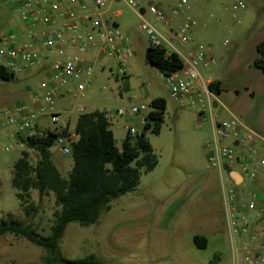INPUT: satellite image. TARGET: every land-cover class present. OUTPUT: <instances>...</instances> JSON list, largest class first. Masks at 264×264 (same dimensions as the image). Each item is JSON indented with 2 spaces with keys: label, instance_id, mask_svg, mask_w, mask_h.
I'll return each mask as SVG.
<instances>
[{
  "label": "rangeland",
  "instance_id": "obj_1",
  "mask_svg": "<svg viewBox=\"0 0 264 264\" xmlns=\"http://www.w3.org/2000/svg\"><path fill=\"white\" fill-rule=\"evenodd\" d=\"M23 1L0 0V48L3 47L4 39L14 41L16 45L29 44L32 48L36 35L41 37L42 44L45 40L42 34L45 27L42 24L32 25L24 21L21 9ZM154 1L159 6L160 3L163 4V9L170 14V10L182 0ZM186 1L189 2L190 9L183 10L180 18L185 17L187 20L189 17L193 18L191 13L195 9L205 10L202 21L198 22L194 18L197 24L192 30L199 44L212 48L214 64L208 68H200L205 80L220 81L223 89L230 92L234 89L243 90L245 82L255 83L257 79L251 77L252 75L245 78L242 74L235 78L230 74L237 68L248 69L247 50L255 34L264 32V0ZM239 2L244 3L245 9L238 7ZM106 11L108 13L103 15V18H114L120 26L119 30L135 42V54L128 64L131 75L130 93L121 91V83L111 76L109 67H115L108 58L104 62L93 61L88 65L92 68V76L82 78L87 82L83 94L76 91L66 93L69 87L76 85L75 83L61 89L64 98L58 99L53 106L54 111L61 115V121L53 124L48 115L50 106L34 102L36 95L42 96L45 93L41 85L46 81V73L31 68L17 75L14 81H0V102L3 100L0 104V109H3L0 112V220H6L10 216L25 225L33 226L42 235L49 236L53 214L58 209L53 193L41 197L37 191H33L34 211L27 216L21 210L16 190L12 187L13 167L25 148L17 145L15 127L8 119L20 118L21 113L17 110L22 106L39 116L34 123L38 124V129L43 132L68 126L69 130L75 133L81 114L105 111L112 130L122 136L125 129L142 133L141 119L150 111L152 100L163 98L168 103V109L162 131L160 135L146 133L147 139L161 159V168L170 167V164L176 162L193 165L198 170H211L207 168L209 150L205 148L207 141H210L207 132L209 113L206 116L207 122L200 127L199 105L182 106L178 100L170 97L166 88V77L146 62L145 48L141 43L147 42L148 36L140 28L139 18L123 1L111 3ZM117 13L120 15L113 17ZM146 18L155 23L154 17L149 13ZM158 27L163 33H167L168 29L164 28V24H159ZM174 44L180 51L187 52L179 41ZM75 56L81 57L78 53ZM132 107L140 108V113L135 116L118 115L119 110ZM143 107L145 110H142ZM42 112L47 114L40 117ZM213 114L214 117L218 115L215 109ZM227 145L237 150L230 141ZM6 148L10 150L7 151ZM59 149L58 144L51 149L52 160L59 167L62 176L68 178L73 159L71 155H61ZM30 157L31 162L35 164L39 156L37 152L30 151ZM147 178L143 177V185L136 192L113 201L111 210L101 216L98 224L90 227H81L78 223L69 224L59 243L61 256L68 260L94 256L101 264H232L233 249L230 239L228 243L220 244L218 258L214 260L216 250L213 246L207 251H194L191 255L184 242L176 241L172 232H165L157 225L144 222L138 213L140 214L143 205L154 203L146 186ZM246 186L248 190L257 191L249 185ZM260 193L262 197L257 202V208L248 213L257 230L264 229V192ZM163 234L168 238L167 248L163 246L160 249L157 238ZM111 235L112 239L107 238ZM46 256L44 249L26 240L11 235L0 238V264H46Z\"/></svg>",
  "mask_w": 264,
  "mask_h": 264
},
{
  "label": "built area",
  "instance_id": "obj_2",
  "mask_svg": "<svg viewBox=\"0 0 264 264\" xmlns=\"http://www.w3.org/2000/svg\"><path fill=\"white\" fill-rule=\"evenodd\" d=\"M91 1V6L84 0H24L21 3L24 21L32 25L42 24L45 27L43 47L49 54L57 57L49 69L46 81L41 85L45 90L44 95H36L34 98L35 103L50 106L51 111L48 115L53 124L61 121V115L53 109L55 102L61 97V89L75 83L76 85L73 88L69 87L66 93L76 91L83 94L87 82L82 78L92 76V68L85 65L84 59L67 54L65 47L67 36L71 46L81 51L89 47L98 48L103 56L112 60L115 67L112 75L117 82L127 77L128 64L134 56L129 37L114 24L109 22L108 25V21L103 18L104 12L114 0ZM116 1H123L139 18L140 28L146 32L150 46L164 49L167 56L175 54L182 60L181 71L166 78V88L170 97L178 100L182 106L199 105L202 114L209 113L212 134L210 141L207 142L208 169L220 173L225 223L233 249L232 264H264V233L261 230H253L248 216L250 211L257 208L260 194L254 190H248L246 194L240 192L233 179V176L238 174L242 182H256L260 173L258 168L264 170V159H258L254 150L247 155H240L234 148L225 145V142L231 139L244 143V140L240 139L242 125L236 118L218 121L214 117L213 93L209 89L211 82L205 80L200 72L201 67L208 68L214 64L212 48L198 44L194 50L182 52L174 44L175 41H179L185 48L192 44L191 34L197 24L194 18L189 17L176 28L171 27L179 20L183 10L190 9L189 2L182 0L169 14L154 0H150L146 10L143 8L144 0ZM64 4H76V7L66 9ZM238 7L245 9L242 2L238 3ZM147 13L154 17L155 23L146 18ZM87 24L90 29H87ZM159 24H164V28L168 29L167 33L159 29ZM2 44L0 68L13 74L35 66L44 57L42 52L33 50L29 44L16 45L9 39L2 40ZM3 59L6 60L5 63ZM120 89L123 91V88ZM140 111V108L132 107L119 110L118 115L135 116ZM18 112L21 113V117L9 118L8 122L15 127L17 145L25 148L24 140L32 136L31 132L38 115L29 111L26 106L20 107ZM57 131L67 132L57 139L56 144L60 145L63 155H71V145L77 141V135L70 132L68 126H63ZM129 133L132 136L137 134L133 129L129 130ZM39 134L42 135L44 132ZM248 138L251 139L252 136ZM236 166L240 168V172H236ZM224 174H227L228 178Z\"/></svg>",
  "mask_w": 264,
  "mask_h": 264
},
{
  "label": "trees",
  "instance_id": "obj_3",
  "mask_svg": "<svg viewBox=\"0 0 264 264\" xmlns=\"http://www.w3.org/2000/svg\"><path fill=\"white\" fill-rule=\"evenodd\" d=\"M256 54L253 66L264 73V41L257 46ZM145 59L166 78L183 67L177 55L167 56L164 49L150 45L146 48ZM0 78L6 82L16 79L4 68H0ZM220 87V82H211L209 89L213 94L220 95ZM166 113L167 101L154 99L143 132L134 136L129 133L120 149L107 112L81 114L75 129L77 141L71 145L73 167L68 178L61 175L51 154L57 139L67 132L48 131L26 138L25 149L14 164L12 177V187L16 190L20 208L30 216L34 211L32 192L37 191L41 197L53 193L58 209L53 214L49 236L8 216V219L0 220V238L11 235L44 249L46 264H101L94 256L81 260L65 259L59 253V243L69 224L78 223L81 227L98 224L101 216L111 210L113 201L135 192L143 175L155 171L159 156L146 133L160 135ZM30 151L38 153L35 164L31 162ZM194 244L199 250L207 248L205 238L195 237Z\"/></svg>",
  "mask_w": 264,
  "mask_h": 264
},
{
  "label": "crops",
  "instance_id": "obj_4",
  "mask_svg": "<svg viewBox=\"0 0 264 264\" xmlns=\"http://www.w3.org/2000/svg\"><path fill=\"white\" fill-rule=\"evenodd\" d=\"M84 2L91 6L90 0H84ZM115 2L118 1L114 0L113 3ZM149 2L150 0H144L143 8L145 10ZM163 6L164 5L160 3V7L162 9ZM72 7H76V4H64V8L66 9ZM107 13L108 12L105 11L103 15ZM119 15L120 14L117 13L113 15V17H118ZM191 15L198 22L202 21L205 17V10L203 8L195 9L191 13ZM105 19L111 24H114L118 29L120 28L118 22L114 18L109 17ZM184 21H186L185 17H181L178 21L172 24L171 27L176 28ZM87 29H90L88 24ZM42 34L44 37V32ZM124 34L129 37L126 33ZM35 37L36 39L33 43V50H41L40 52L44 54V57L38 64L31 68H37L40 71L46 73L44 79L46 80L49 75V69L54 60L57 59V57L47 52V50L41 43L40 36L36 35ZM191 38L192 44L188 48H186L187 50H194L199 44L197 38L195 37V35H193V32L191 34ZM263 41L264 32H260L257 35L255 34L251 46L247 50L246 61L249 63L248 69L237 68V70H233L230 74V76H235V78L237 76H241L242 74L245 78L252 75L251 77L257 79L255 83L245 82L242 86L243 90L234 89V91L230 92L223 89V84L220 81H213L211 79L208 80L209 82L221 83L220 95L212 94L214 97V109L216 111V114H218L216 117L217 120L223 121L236 118L242 125L240 131V139H243L244 143H240L237 139H231L225 142V145H227V143L230 141L234 145V147L237 148L236 151L240 155H247L250 151L254 150L257 154L258 159H264V73L254 68L253 61L257 55L256 48ZM130 42L133 48L135 42H133L131 39ZM141 45L144 46L146 54V48L149 46V42H142ZM65 47L68 55L74 56L77 53L80 54L81 58L84 59L86 66L97 60L104 62L107 58L101 54L98 48L89 47L86 50L81 51L78 48L71 46V44L69 43V36H67ZM108 60L110 59L108 58ZM2 61L3 63L6 62L5 59H3ZM110 61L113 63L112 60ZM31 68H28L26 70H29ZM113 70V67L110 66L109 71H111L112 73ZM24 71L15 73L14 76L17 77V75L23 73ZM127 71V77L124 80L119 81V83H121L120 87L123 88L124 92L130 93V66H128ZM8 73L13 74L11 72ZM112 74L111 76L113 77ZM0 81L4 80L0 78ZM63 98L64 95L61 94V97L59 99ZM2 101L0 102V104L3 103ZM2 110L3 109H0V112ZM149 112L150 111H148V113L141 119L142 128H144L145 119ZM207 115L208 114H202L198 109V118L201 119L200 127H203L204 122H207ZM44 116L45 115L41 114L40 117ZM37 119H39V116ZM209 122L210 123L208 125L207 132L210 135L211 139L212 124L210 119ZM112 131L114 133L116 145L120 149L122 147L123 141L129 134V129H125V132L124 134H122V136H120V134L117 135L114 130ZM135 131L137 134H140L138 130ZM39 132L43 131H40L38 129V124L34 123V128L31 132V135ZM250 135L252 136L251 139L248 138ZM205 148L207 149V143ZM59 153L62 155L60 149ZM208 155L209 152L207 154V164ZM72 166L73 164H71V167ZM169 166L170 167L167 168H161V159H159V165L155 169V171L143 175V177H148L146 186L149 190L148 192L152 195L154 203L153 205H143L142 210L140 214L138 213V215L141 216L142 219H144L145 223H148L149 225H157L159 229L165 232H172L174 235L173 237L176 241L180 243L184 242V246H187V250L190 251V254L194 251H207L211 246H213L216 250L214 254L215 260L216 258H218L220 246L223 243H228L230 239L225 223L223 203L224 197L221 190L220 173L217 170H198L195 166L186 163L179 164L174 162ZM56 167L60 171L57 165ZM258 169L260 170V173L258 179L254 183H249L247 181L242 182V179L238 176V174L233 176V179L235 181L234 185L239 187L240 192H244L246 194L248 191L246 185H249L259 192L260 198L262 197L260 192H264V170H261L260 168ZM235 170L236 172H240V168L238 166L235 167ZM224 176L228 178L227 174H224ZM142 179L138 189H140L143 185ZM243 199L246 200V197H244ZM251 224L253 230L257 229L255 228L256 226L252 221ZM261 231L264 233V229ZM195 237L205 238L207 240V248L205 250H199L195 246ZM107 238L112 239V235L111 237ZM157 239L158 248L161 249L163 246L167 248V236L163 234V236H159Z\"/></svg>",
  "mask_w": 264,
  "mask_h": 264
},
{
  "label": "water",
  "instance_id": "obj_5",
  "mask_svg": "<svg viewBox=\"0 0 264 264\" xmlns=\"http://www.w3.org/2000/svg\"><path fill=\"white\" fill-rule=\"evenodd\" d=\"M108 25H109V22H108Z\"/></svg>",
  "mask_w": 264,
  "mask_h": 264
}]
</instances>
